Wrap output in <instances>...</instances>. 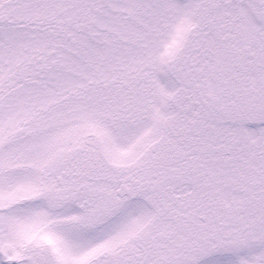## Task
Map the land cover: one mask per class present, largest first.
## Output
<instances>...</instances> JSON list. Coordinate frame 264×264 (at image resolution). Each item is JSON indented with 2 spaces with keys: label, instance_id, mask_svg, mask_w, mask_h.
I'll return each instance as SVG.
<instances>
[{
  "label": "snow or ice",
  "instance_id": "1",
  "mask_svg": "<svg viewBox=\"0 0 264 264\" xmlns=\"http://www.w3.org/2000/svg\"><path fill=\"white\" fill-rule=\"evenodd\" d=\"M0 264H264V0H0Z\"/></svg>",
  "mask_w": 264,
  "mask_h": 264
}]
</instances>
